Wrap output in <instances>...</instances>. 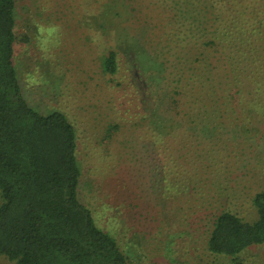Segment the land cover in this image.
Segmentation results:
<instances>
[{
	"label": "rangeland",
	"instance_id": "obj_1",
	"mask_svg": "<svg viewBox=\"0 0 264 264\" xmlns=\"http://www.w3.org/2000/svg\"><path fill=\"white\" fill-rule=\"evenodd\" d=\"M238 2L259 13L264 29V0L261 7ZM175 3L183 2L16 0L14 65L22 95L41 114L62 112L74 126L79 198L130 264H264V245L236 257L207 248L219 214L258 219L253 199L264 189V85L257 79L240 85L227 106L236 108L231 126H189L187 105L171 111L165 84L174 86L171 73L195 55L187 33L174 37ZM109 51L117 55L114 75L102 71ZM261 51L263 58L264 44ZM184 89L190 101L191 88ZM161 121L171 143L187 144L173 150L187 173L156 150ZM190 176L191 185L181 189ZM0 264L15 263L0 257Z\"/></svg>",
	"mask_w": 264,
	"mask_h": 264
},
{
	"label": "trees",
	"instance_id": "obj_2",
	"mask_svg": "<svg viewBox=\"0 0 264 264\" xmlns=\"http://www.w3.org/2000/svg\"><path fill=\"white\" fill-rule=\"evenodd\" d=\"M179 1L183 3L173 7L178 19L174 37L187 33L186 45L195 55L171 73L174 86L165 84L170 110L181 113L180 105H187L189 126L234 125L236 108L227 106L235 101L240 85L251 79L264 85V56L259 52L263 18L248 8L239 9L238 0ZM255 2L261 7L260 0ZM15 10L16 0H0V257L15 264H130L116 239L97 226L79 198L74 126L62 112L41 114L22 95L14 65ZM117 69V55L109 51L102 71L114 75ZM179 79L186 83L178 86ZM199 84H208L209 90ZM186 87L191 88L190 101ZM215 99L229 102L215 105ZM165 127L163 121L156 127V150L176 163L181 174L187 173L182 155H177L187 144L171 143L163 134ZM166 166L159 168L161 185ZM189 179L181 189L195 176ZM253 205L258 212L254 223L230 212L215 217L207 242L211 253L236 257L248 247L264 245V189Z\"/></svg>",
	"mask_w": 264,
	"mask_h": 264
}]
</instances>
